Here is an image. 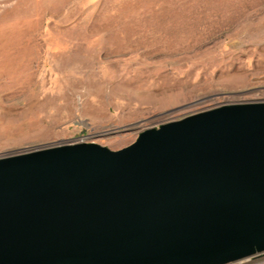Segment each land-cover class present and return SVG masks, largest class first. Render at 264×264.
Wrapping results in <instances>:
<instances>
[{
  "label": "rangeland",
  "instance_id": "rangeland-1",
  "mask_svg": "<svg viewBox=\"0 0 264 264\" xmlns=\"http://www.w3.org/2000/svg\"><path fill=\"white\" fill-rule=\"evenodd\" d=\"M261 102L264 0H0V158Z\"/></svg>",
  "mask_w": 264,
  "mask_h": 264
},
{
  "label": "water",
  "instance_id": "water-1",
  "mask_svg": "<svg viewBox=\"0 0 264 264\" xmlns=\"http://www.w3.org/2000/svg\"><path fill=\"white\" fill-rule=\"evenodd\" d=\"M264 255V102L112 151L0 158V264H232Z\"/></svg>",
  "mask_w": 264,
  "mask_h": 264
}]
</instances>
